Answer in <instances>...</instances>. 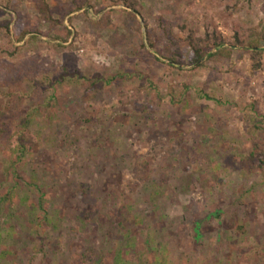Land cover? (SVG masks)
Returning a JSON list of instances; mask_svg holds the SVG:
<instances>
[{"label":"rangeland","instance_id":"374dc122","mask_svg":"<svg viewBox=\"0 0 264 264\" xmlns=\"http://www.w3.org/2000/svg\"><path fill=\"white\" fill-rule=\"evenodd\" d=\"M38 1L0 0V264H264V0Z\"/></svg>","mask_w":264,"mask_h":264},{"label":"trees","instance_id":"16d2710c","mask_svg":"<svg viewBox=\"0 0 264 264\" xmlns=\"http://www.w3.org/2000/svg\"><path fill=\"white\" fill-rule=\"evenodd\" d=\"M125 7H127V9H130L133 12L137 11L134 5L132 6L126 3ZM36 9L42 17H44L47 21L51 22V17L49 16V13H50L49 7L46 3V0H39L36 4ZM77 11H79V8L77 9ZM130 15L131 17L135 19L132 13H130ZM135 22L138 24L136 19H135ZM158 22L161 25V20H158ZM165 26L166 24H163V26H161L162 28L161 30L163 31L164 37L168 38V29H167V26L166 27ZM138 30L140 31V26ZM30 34L31 33L25 29L15 30V37L17 38L18 43H21L27 37V35H30ZM212 37L213 36L208 35V34H206V36L202 39H196L192 34L189 36L188 41H187V48L191 50V54L193 57L192 58L193 64L198 66V63L204 59V57L208 54L207 47L211 50L215 49L216 51L215 54H212V56H209L210 58L217 57V54L219 53V51H222V52L231 51V49L225 48V43H222L216 40L215 42H212ZM146 41L149 43L151 48L154 47V43H153L154 41L151 35L147 36ZM211 42L213 44H211ZM2 80L0 79V85L4 84ZM21 141H22V138L18 140V142H21Z\"/></svg>","mask_w":264,"mask_h":264}]
</instances>
